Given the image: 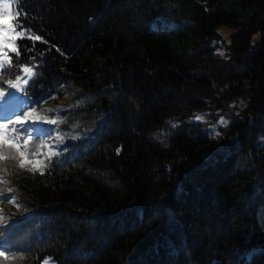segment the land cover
I'll return each mask as SVG.
<instances>
[{"label":"trees","instance_id":"obj_1","mask_svg":"<svg viewBox=\"0 0 264 264\" xmlns=\"http://www.w3.org/2000/svg\"><path fill=\"white\" fill-rule=\"evenodd\" d=\"M14 11L32 37L0 91L27 66L35 104L72 84L62 110L100 121L67 153L33 137L23 168L0 141V264H264V0Z\"/></svg>","mask_w":264,"mask_h":264},{"label":"rangeland","instance_id":"obj_2","mask_svg":"<svg viewBox=\"0 0 264 264\" xmlns=\"http://www.w3.org/2000/svg\"><path fill=\"white\" fill-rule=\"evenodd\" d=\"M9 7L5 8L4 5ZM0 7L4 9L5 15L0 19V24L9 22L8 17L15 16L14 4L11 0H0ZM17 31H20L17 29ZM223 35H226L228 30L222 29ZM23 36L32 37L26 30L23 29ZM8 43L16 46V39H8ZM7 52L10 57L11 52L7 48L0 49V53ZM6 63L0 55V65ZM27 67V66H25ZM2 67H0L1 69ZM24 68V67H23ZM30 68V67H28ZM31 76H27L22 69L18 76L20 80V87L12 88L8 86L7 89L1 90L5 93L8 102H5L4 97H0V125H7V128H0L1 135L11 141L12 144L19 145V149L4 145L11 151L10 160L17 163L21 161H28L24 156H20V152L25 155L27 147L32 146V138L38 136L41 138L40 145H44L49 152L61 149L62 152L67 153L73 148L71 145H65L68 141L79 142L91 137L97 125H99L100 114H94L93 108H88L85 112L72 110L66 112L62 109H67L71 105V94L77 89V86L68 84L65 91L58 97V101L51 102L48 100L43 104H35L30 96L24 94V88L28 81L33 77L34 71L32 68ZM24 79L27 83H24ZM17 78L13 80L15 83ZM9 93L12 95L9 96ZM83 99H80L82 102ZM23 122V123H21ZM6 203H10L6 201ZM49 260H45V262Z\"/></svg>","mask_w":264,"mask_h":264},{"label":"snow or ice","instance_id":"obj_3","mask_svg":"<svg viewBox=\"0 0 264 264\" xmlns=\"http://www.w3.org/2000/svg\"><path fill=\"white\" fill-rule=\"evenodd\" d=\"M11 3L13 4H19V0H11ZM5 8H8L9 5L5 4L4 5ZM0 19H3V17H0ZM19 19V13L17 16H9L8 20L9 22L6 24H0V49H4L7 48L9 51L16 53L17 55L19 54V47L13 46V44L8 43V39L11 38L13 40L15 39H24L25 37L23 36V24L22 22H17ZM17 29H19L20 31H17ZM37 39H39V37H37ZM0 55H2L3 61H5L6 63L0 65V67H7L10 66L12 64V60L11 58L8 56L7 52H2L0 53ZM18 66V64H17ZM23 72L27 75V76H31L32 72L31 69L28 67H24L23 68ZM22 78L17 77L16 82L14 83L12 80H8L7 84L12 87V88H18L20 87V80ZM24 83H27V80L24 79ZM12 94L9 93V96H11ZM0 97H4L5 98V102H8L7 97H5V93L0 91ZM197 119H202V117H197ZM23 123V122H21ZM0 128H7V125H0ZM0 141H2V143L4 145H9L11 147H15L17 149H19V145L16 144H12L11 141H9L8 139L4 138L3 135H0ZM20 156H24L23 152H20ZM0 159H6V157H2L0 156ZM28 163H32V161H28ZM19 166L21 168H23L25 166L24 161H21ZM45 264H48V262L46 261Z\"/></svg>","mask_w":264,"mask_h":264},{"label":"built area","instance_id":"obj_4","mask_svg":"<svg viewBox=\"0 0 264 264\" xmlns=\"http://www.w3.org/2000/svg\"><path fill=\"white\" fill-rule=\"evenodd\" d=\"M4 14H5V11H2V10L0 9V17H2Z\"/></svg>","mask_w":264,"mask_h":264}]
</instances>
